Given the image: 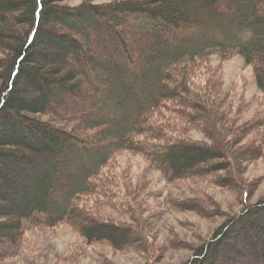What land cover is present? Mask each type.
Returning <instances> with one entry per match:
<instances>
[{"label":"trees","instance_id":"16d2710c","mask_svg":"<svg viewBox=\"0 0 264 264\" xmlns=\"http://www.w3.org/2000/svg\"><path fill=\"white\" fill-rule=\"evenodd\" d=\"M63 1L0 0V201L11 200L4 213L0 204V262L19 252L27 228L61 225L77 232L82 250L136 249L155 259L137 204L118 189L115 156L140 158L166 184L201 178L247 196L240 174L262 156L264 112L233 125L199 78L213 68L211 55H240L264 93V0ZM90 39L98 55L89 54ZM69 45L68 59L45 52ZM192 130L204 141L193 140ZM31 131L57 159L20 190L15 212V184L1 177L10 178L15 159L17 166L27 159L21 146L36 149ZM103 206L128 222L102 218ZM226 238L241 249L249 248L239 243L245 238L262 255L264 199L192 247L184 264H214L209 256H219Z\"/></svg>","mask_w":264,"mask_h":264},{"label":"rangeland","instance_id":"374dc122","mask_svg":"<svg viewBox=\"0 0 264 264\" xmlns=\"http://www.w3.org/2000/svg\"><path fill=\"white\" fill-rule=\"evenodd\" d=\"M82 1L101 4L113 0H66L61 4L73 6ZM90 41L94 47L89 54L98 55L99 43L95 44L92 39ZM64 49L61 52L47 48L45 52L50 57L56 58L59 54L67 59L69 54L75 53L71 45ZM209 63L213 68L199 78V83L204 81V84L212 87L211 93L218 100L220 110L227 120L235 126H244L252 122L259 112H264V93L257 88L251 67L245 65L240 55L221 58L213 54ZM211 73L213 76H210ZM80 88L82 92L86 91L81 85ZM57 97L54 96V100L61 104ZM189 135L193 140L205 139L198 130H192ZM31 136L36 141V149L21 146L19 150L27 157L21 162L23 166H17L19 164L15 159V166H9L7 170L10 178L4 175L1 177V182L8 187L15 184V212L21 209L19 203L24 199L21 192L24 193V188L29 190L28 184L39 178L36 171L48 166L51 158L56 157L55 153H49L48 147H52L44 139L32 131ZM261 144L262 156L245 163V170L240 174L242 184L247 187L246 197L242 195L243 189L232 186L225 188L201 178L166 184L158 172L147 170L140 158L124 152L115 156L118 189L126 194L130 202L137 204L141 221L151 241L146 249L154 251L155 259H149L152 254L136 249L117 251L108 246H95L82 250L77 232L68 225H61L44 230L27 228L22 234L19 252L0 264H184L189 260L187 258L192 247L207 241L223 222L239 215L246 206L264 199V132ZM28 156L32 159H28ZM225 180L228 182L229 178L225 177ZM170 201L177 203V209L168 205ZM10 202L0 201L2 213L6 212V205ZM99 213L104 219L111 218L117 222L129 220L127 216L106 206L101 207ZM246 240L241 238L239 243L249 248L241 249L233 247L231 240L226 238L216 246L219 256L212 258L211 254L209 257L214 264H264V239L259 243L263 249L262 255L254 243ZM231 249L239 252L240 258L238 255L227 257ZM249 250L254 251L256 258L244 252ZM232 258L233 261L230 260ZM222 259L226 260L219 263Z\"/></svg>","mask_w":264,"mask_h":264}]
</instances>
